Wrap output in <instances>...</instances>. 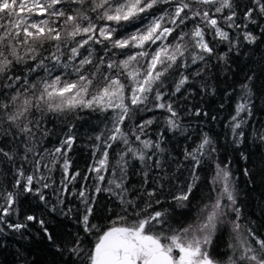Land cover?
<instances>
[{
	"label": "snow or ice",
	"instance_id": "1",
	"mask_svg": "<svg viewBox=\"0 0 264 264\" xmlns=\"http://www.w3.org/2000/svg\"><path fill=\"white\" fill-rule=\"evenodd\" d=\"M259 43L264 0H0V252L36 237L53 264H264V231L244 221L218 139L201 130L182 158L166 146L167 133L193 140L186 117L209 112L190 102L217 94L219 68L225 98H235L226 138L234 151L250 137L264 148V121L252 123L257 77L234 80L232 67ZM85 112L101 115L103 128L89 137L92 162L82 172L69 154L72 121ZM251 155L239 152L245 162ZM206 165L214 168L208 203L195 218L177 219ZM242 175L251 180L250 168ZM222 228L233 239L226 261L213 251Z\"/></svg>",
	"mask_w": 264,
	"mask_h": 264
},
{
	"label": "trees",
	"instance_id": "2",
	"mask_svg": "<svg viewBox=\"0 0 264 264\" xmlns=\"http://www.w3.org/2000/svg\"><path fill=\"white\" fill-rule=\"evenodd\" d=\"M244 52L248 55L241 54L239 57H233V69L236 73L234 80H239L243 77L245 72L252 71L255 73L257 79L253 81L255 85V101L254 116L252 123L264 121V43H259L256 46L246 47ZM214 77L213 83L217 85V94L212 95H196L191 100V105L194 107H201L204 111L209 112L208 117H186V123H191L194 131L192 132V141H185L181 136H173L171 133L166 134L168 141V150L176 157L182 158L181 153L186 145H191L197 139L198 134L202 131L208 132L210 135L218 139L217 147L219 148V158L221 160L230 159L232 163V170L237 177V191L239 194V201L243 209L244 221L251 223L252 227L264 231V148H257L255 144L249 141L241 145V147L234 151L230 145V138H226L227 124L231 114L233 113L235 98L226 99L224 90L227 87L225 78L219 68L212 71ZM231 81H229L230 83ZM224 103V108H220V104ZM82 119L73 120L72 123L76 125L74 132L77 136V142L73 147V151L69 154L73 160L74 169H79L82 172L92 162V147L94 143L90 140V136H94L103 128L101 123L103 117L99 114L85 112L81 114ZM215 115L217 119L214 121L211 116ZM61 125L57 123L56 131L59 134ZM250 131V129H249ZM56 137L54 136L47 144L48 147L55 145ZM244 151L246 154L251 153L248 162L240 159L239 152ZM249 167L252 173L251 180L242 175V169ZM175 167L174 165L172 166ZM139 168L138 162H134L135 171ZM214 174V168L206 165L200 171L201 182L198 185L196 198L192 200L191 206L185 209H175L177 219L190 220L195 218L203 204L208 203V195L212 185L210 184L211 177ZM181 182H183L188 173L183 171L177 173ZM54 178L59 181L61 174L59 170L54 173ZM141 178L137 175L130 177V183L139 187ZM214 195V193H212ZM100 211L103 215H108L106 208L111 207L109 199L106 194H101L98 197ZM168 207L167 204L164 205ZM180 213H185L186 217H181ZM54 218L59 224L61 221L67 226L68 230L75 231V225L70 220H65L61 217ZM106 222V221H104ZM233 243L232 235L229 230L220 229L213 237V251L218 253L217 259L224 260L230 255L229 245ZM17 250L20 251L22 257L26 259L29 264L36 261L37 264H53V256L49 252L46 245L38 238L33 237L27 240H14L8 244L7 251L0 252V264H24V259L16 256ZM56 264H63L62 261H56Z\"/></svg>",
	"mask_w": 264,
	"mask_h": 264
},
{
	"label": "rangeland",
	"instance_id": "3",
	"mask_svg": "<svg viewBox=\"0 0 264 264\" xmlns=\"http://www.w3.org/2000/svg\"><path fill=\"white\" fill-rule=\"evenodd\" d=\"M230 254H231V252H230ZM225 261L227 260V259H224Z\"/></svg>",
	"mask_w": 264,
	"mask_h": 264
}]
</instances>
